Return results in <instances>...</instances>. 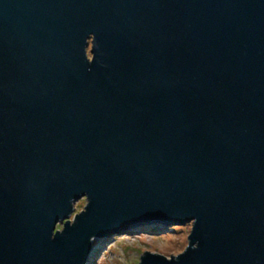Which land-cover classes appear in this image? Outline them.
Masks as SVG:
<instances>
[{
  "label": "water",
  "instance_id": "water-1",
  "mask_svg": "<svg viewBox=\"0 0 264 264\" xmlns=\"http://www.w3.org/2000/svg\"><path fill=\"white\" fill-rule=\"evenodd\" d=\"M186 224L264 264V0H0V264Z\"/></svg>",
  "mask_w": 264,
  "mask_h": 264
},
{
  "label": "rangeland",
  "instance_id": "rangeland-1",
  "mask_svg": "<svg viewBox=\"0 0 264 264\" xmlns=\"http://www.w3.org/2000/svg\"><path fill=\"white\" fill-rule=\"evenodd\" d=\"M85 205V198L76 201L68 220L72 222L73 216L83 211ZM56 229H61V226L57 225ZM190 232L191 224L167 228L148 226L107 239L94 238L89 264H138L145 252L175 257L188 246Z\"/></svg>",
  "mask_w": 264,
  "mask_h": 264
}]
</instances>
